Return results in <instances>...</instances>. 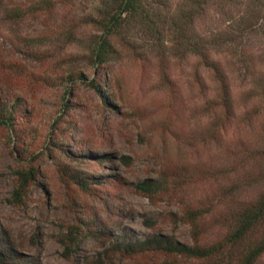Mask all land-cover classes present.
<instances>
[{
	"label": "rangeland",
	"instance_id": "1",
	"mask_svg": "<svg viewBox=\"0 0 264 264\" xmlns=\"http://www.w3.org/2000/svg\"><path fill=\"white\" fill-rule=\"evenodd\" d=\"M0 1L1 86L32 115L23 140L0 127V246L29 264H213L163 253L125 258L111 247L117 237L150 234L189 245L197 234L201 245L213 244L231 229L232 209L262 191L255 180L264 173V58L258 59L264 22L241 39L256 57L255 77L241 73L238 58L223 45L212 52L232 85L228 121L213 73L171 43L150 49L138 38L139 57L125 51L108 70L94 66L75 40L91 33L79 29L78 20L94 0H49L52 8L38 12L29 7L41 0ZM170 3L179 9L191 1ZM244 8V0H213L193 25L216 38L238 27L233 21L242 19ZM9 9L29 14L18 18ZM70 74L76 80L64 81ZM101 81L112 109L102 107L104 98L90 86ZM82 146L103 166L80 163L75 155L83 154ZM60 166L119 183L85 193L62 179ZM28 168L38 181L15 205L18 172ZM144 184L153 192L140 189ZM154 185L161 187L154 191ZM189 212H198L195 227ZM85 223L96 236L83 230Z\"/></svg>",
	"mask_w": 264,
	"mask_h": 264
},
{
	"label": "trees",
	"instance_id": "2",
	"mask_svg": "<svg viewBox=\"0 0 264 264\" xmlns=\"http://www.w3.org/2000/svg\"><path fill=\"white\" fill-rule=\"evenodd\" d=\"M189 1H191L190 5L187 3L183 5V8L179 7L178 9L173 8L171 0H94L92 10L82 15L78 20V28H87L91 33L83 34L75 40L83 45L84 51L91 58L94 66L106 69L110 63L119 60L125 51H130L134 56L139 57L140 52L137 51L135 45L138 38L146 39L150 49L154 45L159 47L163 44H173L185 53L197 57L200 64L213 73L219 83L220 92L217 104L225 113V119L229 121L234 113L232 85L223 62L214 58L212 52L217 51L216 48L219 45H223L231 56L238 58L236 63L239 62V65L236 66L239 71L247 72L255 77L256 74L250 70H253L251 64L255 63L254 58L256 57L249 53L241 39L243 40L250 32L260 28L264 22V0H244V16L240 20L233 21V23H237L238 27L225 35H216V38L199 34L193 25L195 20L201 16L202 8L208 6L213 0ZM51 8L49 0H41L37 4L31 5L29 10L38 12ZM9 10L10 16L18 18L29 14V10ZM254 19L256 21H253ZM224 44L232 45L229 47ZM22 52L33 56V53ZM3 54L4 49L0 46V65L3 62ZM258 57L262 63L264 54ZM75 76L80 81L85 79L83 72L76 73ZM65 80L72 82L76 79L73 74H70L69 77H64ZM90 86L98 90L101 97L104 98L103 108H114L110 101L107 102V92L102 91L105 87L103 81L96 85L92 83ZM65 110L68 109L65 108ZM31 116V111H28L24 100L15 97L10 90L1 86L0 82V127L9 129L15 138L23 140L26 134V127L23 126L30 122ZM55 145L57 147L64 146L59 143H55ZM80 150L83 154L75 155L80 163L90 159L91 162L96 161L98 166H103V160L84 155L87 152L85 146L79 147ZM65 153L69 154L68 151ZM59 172L68 185L77 186L85 193H95L96 187L119 183L118 179H116L117 182H114L110 178L105 179L104 183L96 177L85 175L68 166H60ZM37 181V171L34 169L28 168L19 171L12 202L15 205H20L24 196L28 194V187ZM255 181L264 186V173L260 174ZM160 187V185H154V191ZM140 189L145 192H153V188L149 184L141 185ZM238 205L232 209L233 225L231 229L223 239L213 244L201 245L197 234L194 236L196 239L194 245L181 243L171 236L150 234L144 239L138 240L117 237L113 241L112 251L125 258L163 253L177 254L198 262L213 264H264V187L257 197L244 199ZM188 218H190L188 222L195 227L199 220L198 212H189ZM88 221L91 223L92 219L89 218ZM84 225L86 228L83 230L90 236H96L95 234L98 232L91 229V225L89 226L87 223ZM0 264L29 263L3 244L0 246Z\"/></svg>",
	"mask_w": 264,
	"mask_h": 264
}]
</instances>
